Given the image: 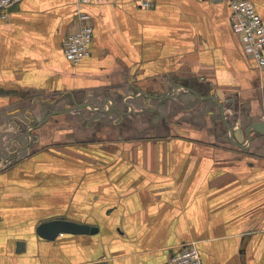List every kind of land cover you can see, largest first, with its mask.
I'll list each match as a JSON object with an SVG mask.
<instances>
[{"label": "crops", "instance_id": "obj_1", "mask_svg": "<svg viewBox=\"0 0 264 264\" xmlns=\"http://www.w3.org/2000/svg\"><path fill=\"white\" fill-rule=\"evenodd\" d=\"M143 1L0 15V264H164L190 243L204 264H264V68L230 0ZM62 218L96 231L38 230Z\"/></svg>", "mask_w": 264, "mask_h": 264}, {"label": "built area", "instance_id": "obj_2", "mask_svg": "<svg viewBox=\"0 0 264 264\" xmlns=\"http://www.w3.org/2000/svg\"><path fill=\"white\" fill-rule=\"evenodd\" d=\"M22 0H0V15L8 19L10 8ZM107 0H77L78 3L105 2ZM115 1V0H108ZM147 8L150 1H143ZM232 29L242 41L243 50L247 55L254 57L261 68H264V20L258 13L254 3L250 0H230ZM81 20L86 21L82 27L68 33L63 40V52L68 60L80 63L91 55V46L94 37V26L88 20V14H81ZM164 264H204L200 251L194 243L186 244L180 250L172 253Z\"/></svg>", "mask_w": 264, "mask_h": 264}, {"label": "water", "instance_id": "obj_3", "mask_svg": "<svg viewBox=\"0 0 264 264\" xmlns=\"http://www.w3.org/2000/svg\"><path fill=\"white\" fill-rule=\"evenodd\" d=\"M242 133L241 130H236V135ZM38 230L42 235H46L47 237H54L58 235L60 232H89L90 230L96 231V228H92L88 225L78 224L74 222L67 221L65 219H58L54 221H50L47 223L40 224L38 226ZM95 264H107L106 262H96Z\"/></svg>", "mask_w": 264, "mask_h": 264}]
</instances>
